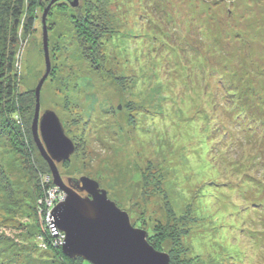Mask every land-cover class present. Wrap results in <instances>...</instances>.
I'll list each match as a JSON object with an SVG mask.
<instances>
[{
	"label": "rangeland",
	"instance_id": "374dc122",
	"mask_svg": "<svg viewBox=\"0 0 264 264\" xmlns=\"http://www.w3.org/2000/svg\"><path fill=\"white\" fill-rule=\"evenodd\" d=\"M53 1L30 3L35 26L13 48L12 78L33 101L22 97L15 129L0 124V264L61 263L42 262L56 250L33 239L64 240L48 233L64 193L32 130L49 6L40 116L52 111L74 143L56 163L63 182H98L180 264H264V187L238 192L239 170H264V0ZM103 11L105 37L82 39Z\"/></svg>",
	"mask_w": 264,
	"mask_h": 264
},
{
	"label": "water",
	"instance_id": "95a60500",
	"mask_svg": "<svg viewBox=\"0 0 264 264\" xmlns=\"http://www.w3.org/2000/svg\"><path fill=\"white\" fill-rule=\"evenodd\" d=\"M77 2L74 0L72 6L77 7ZM50 7L42 17L47 70L36 89L32 130L34 141L48 162L54 185L64 193L63 201L51 211L53 228L64 234L62 252L67 258H79L89 264H170L169 254L157 251L149 243L148 233L132 225L129 215L108 198L98 182L84 177L76 182L70 180L67 186L61 179L56 163L68 161L75 146L52 111L40 116V92L51 68L45 27Z\"/></svg>",
	"mask_w": 264,
	"mask_h": 264
},
{
	"label": "trees",
	"instance_id": "16d2710c",
	"mask_svg": "<svg viewBox=\"0 0 264 264\" xmlns=\"http://www.w3.org/2000/svg\"><path fill=\"white\" fill-rule=\"evenodd\" d=\"M33 1L34 0H0V124L5 127L9 126L8 128L15 129L16 124H14L15 123L14 120H15V116L17 117V115L16 114L14 115V113L18 111V108L21 105L22 97L25 96L26 94L24 92L22 93L18 89V81L15 78H12L11 73L13 71V66H12V60L14 58L13 48L16 45L17 41L19 40L20 32H23L25 35H29L30 34L29 30H32L35 26L36 18H35L34 12H31L29 10L30 3H32ZM95 11L102 13V8L98 5V7L95 8ZM93 15H96V14H93ZM106 18H107V15L103 11V19H101L100 16L98 15V16H95L93 20L86 21L82 29L80 28L81 29L80 35L82 39L84 40L88 39L89 36L92 38V36L97 33H99L100 35L103 34L102 36L105 37L103 29L105 26L108 27ZM99 37L100 36L98 35L97 38ZM184 51H187L186 53L189 54V57H187L188 59L187 62L191 64L188 68L193 67V66H194L193 68L195 69L200 68L199 64L195 63L194 62L195 60L191 58L194 53L189 49L188 50L185 49ZM202 76L198 79V81L200 82V84L203 85L204 88H207V84H203L204 82L203 79H205L208 76H206V74H202ZM227 94L228 96L231 95L230 93H227ZM25 98H28V99L30 98L29 100L31 102L33 101V98L31 97V95H27L25 96ZM13 115H14V118H13ZM17 128L19 129V126ZM23 145L26 146L25 141H23ZM259 165L261 164L256 163L250 166L248 170L247 169L239 170V172L242 173L241 179L242 180L244 179L243 187H241V189L238 190L239 194H242L244 196L247 193L250 194L249 193L250 191H253V192L256 191L258 194H261L260 192H262V188L264 187L263 186L264 185V180H263L264 170H259L258 169ZM248 171H253L255 175H257L258 178L257 179H255L254 177L252 179L248 178L249 177L248 173H246ZM40 172L42 171L39 170V173ZM49 173L50 172L48 170V174ZM48 187L50 188V185H48ZM51 188H53V186ZM48 233L49 235L52 234L51 232H48ZM33 237H34L33 239L34 240L36 239V241H38V239H40L41 237L42 243L47 239L48 243L47 242L46 243L51 246L50 248L51 249L53 248V250H56V251H52L51 253L48 251L41 252L40 257L44 258V259H41L42 262L44 263H49L50 259H55V256L59 257L60 262H61L60 264H85L87 263V262H84V260L79 259V258L77 259L67 258L62 252L60 243H52L50 241L51 236L48 237V234L47 236L38 234V235H34ZM148 239H149V243L152 246H154L155 249L158 250L160 246V242L157 243L156 240L154 241L151 235H149ZM2 240L3 239L0 238V241ZM37 245L38 243L35 242V245H34L35 249L37 248ZM174 253H175V250H172L170 252V255H169L171 258L170 264H180L179 262L181 260H178L176 257L177 254H174Z\"/></svg>",
	"mask_w": 264,
	"mask_h": 264
},
{
	"label": "built area",
	"instance_id": "2783aa9c",
	"mask_svg": "<svg viewBox=\"0 0 264 264\" xmlns=\"http://www.w3.org/2000/svg\"><path fill=\"white\" fill-rule=\"evenodd\" d=\"M64 198V197H63ZM50 199H48V201H49ZM61 201H63V199L61 200ZM61 201H59V202H61ZM58 201H57V203H59ZM56 206V204L55 205H51L50 206V209L48 210L49 212L52 210V208L53 207H55ZM60 232H58L55 228H53V226H52V234H53V236L54 237H56L58 234H59ZM62 234V233H61ZM62 236H64V234H62ZM64 241V240H63ZM63 241H61V242H59L60 243V245H62V243H63Z\"/></svg>",
	"mask_w": 264,
	"mask_h": 264
},
{
	"label": "bare ground",
	"instance_id": "6f19581e",
	"mask_svg": "<svg viewBox=\"0 0 264 264\" xmlns=\"http://www.w3.org/2000/svg\"><path fill=\"white\" fill-rule=\"evenodd\" d=\"M57 188V187H56Z\"/></svg>",
	"mask_w": 264,
	"mask_h": 264
}]
</instances>
